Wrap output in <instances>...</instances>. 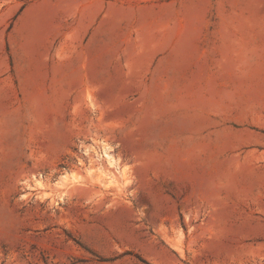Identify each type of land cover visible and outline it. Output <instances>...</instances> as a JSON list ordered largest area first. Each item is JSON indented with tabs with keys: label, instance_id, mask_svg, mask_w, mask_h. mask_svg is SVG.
Instances as JSON below:
<instances>
[{
	"label": "rangeland",
	"instance_id": "1",
	"mask_svg": "<svg viewBox=\"0 0 264 264\" xmlns=\"http://www.w3.org/2000/svg\"><path fill=\"white\" fill-rule=\"evenodd\" d=\"M0 264H264V0H0Z\"/></svg>",
	"mask_w": 264,
	"mask_h": 264
},
{
	"label": "crops",
	"instance_id": "2",
	"mask_svg": "<svg viewBox=\"0 0 264 264\" xmlns=\"http://www.w3.org/2000/svg\"><path fill=\"white\" fill-rule=\"evenodd\" d=\"M126 229V237L122 235L120 237L119 233L115 231H109L106 235H104L103 239H106V242L102 245L97 239V235L95 239L84 238V243L93 251L98 253H115L117 251L121 252L123 250L128 251H136L144 252V234L142 231V224L140 222H127L124 225ZM94 231H98V225L95 223L93 225ZM155 241L151 245L153 249H158L159 253L166 255L167 253V241L166 238L163 237L160 233H158L157 237L154 236ZM148 260H150V254H146L145 256Z\"/></svg>",
	"mask_w": 264,
	"mask_h": 264
},
{
	"label": "bare ground",
	"instance_id": "3",
	"mask_svg": "<svg viewBox=\"0 0 264 264\" xmlns=\"http://www.w3.org/2000/svg\"><path fill=\"white\" fill-rule=\"evenodd\" d=\"M104 151V150H103ZM104 154H102L103 156H105V158H106V160H108V158L110 157L109 156V154L106 152V150H105V152H103ZM112 156V155H111ZM113 158V157H112ZM109 159H111V158H109ZM109 161V160H108ZM107 161V162H108ZM112 162V161H111ZM110 164V163H109ZM112 164V163H111ZM75 179V178H74ZM72 180V179H71ZM74 181H76V180H74Z\"/></svg>",
	"mask_w": 264,
	"mask_h": 264
}]
</instances>
